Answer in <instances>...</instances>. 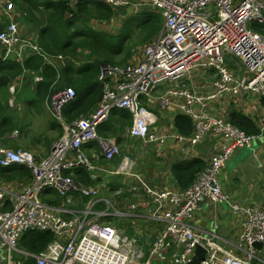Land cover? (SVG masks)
Instances as JSON below:
<instances>
[{
  "label": "built area",
  "instance_id": "obj_1",
  "mask_svg": "<svg viewBox=\"0 0 264 264\" xmlns=\"http://www.w3.org/2000/svg\"><path fill=\"white\" fill-rule=\"evenodd\" d=\"M73 4L79 0H66ZM116 9L127 0H102ZM159 11L163 27L155 40L144 47L139 60L122 65L103 64L97 81L102 86V97L97 107L71 123H65L63 106L75 97V91L65 88L49 98L51 112L63 127L62 135L54 140L49 154L37 161L32 153L21 149L0 147V165H25L31 172V183L19 192L0 189V264H189L196 246L206 250L199 264H253L264 260L257 256L264 251V196L259 206L246 210L237 251L226 250L216 239L218 232L196 227L191 223L193 213L203 203L228 205L233 211L240 206L232 204L223 189L219 174L234 151L250 147L259 135L247 134L232 124L227 112H208V103L220 101L224 107L243 103V95L264 99V35L252 24L264 25L262 0H145ZM0 17L8 21L0 31V60H22L29 55H42L38 33L22 31L16 19L23 15L13 1H0ZM238 58L242 73L226 66L225 56ZM58 58H61L58 56ZM215 71L218 78L211 83L205 95L191 92L186 80L194 70ZM35 77V81H40ZM10 86L9 90H14ZM158 93L162 106L174 105L194 125L187 138L192 145L199 144L212 134L221 140V152L212 157L208 168L201 171L184 190L163 189L154 191L146 181L130 171L115 170L111 174L133 176L144 188L145 200L130 203L124 209L119 203L100 197L99 185L76 183L71 171L87 166L88 160L81 147L97 142L106 159L119 152L115 141L101 137L97 129L106 122L114 109H125L132 118L127 133L132 138L150 144L163 142L168 133L154 130L151 112L141 104L142 98ZM228 95L236 96L235 103L225 101ZM156 96V97H157ZM11 101V100H10ZM238 101V102H237ZM225 103V104H224ZM240 103V104H239ZM264 130V106L261 107ZM177 140L184 139L175 134ZM96 179L97 175H91ZM50 189L63 198L68 206L51 205L44 201V192ZM75 193L87 197V205L78 210L72 204ZM121 191H117L118 195ZM10 196V206L6 202ZM102 203L103 208L97 209ZM166 205V206H165ZM151 206V207H150ZM155 208L154 211L151 209ZM149 212L155 226L151 233H127L111 221L129 219L134 212ZM152 225V226H153ZM125 227V226H124ZM48 231L54 239L44 250L34 253L19 246L27 231ZM263 243L255 249L253 243Z\"/></svg>",
  "mask_w": 264,
  "mask_h": 264
},
{
  "label": "crops",
  "instance_id": "obj_2",
  "mask_svg": "<svg viewBox=\"0 0 264 264\" xmlns=\"http://www.w3.org/2000/svg\"><path fill=\"white\" fill-rule=\"evenodd\" d=\"M10 1L15 2L17 0ZM127 1V4L116 8L115 17L111 21L104 23L105 28L109 27V29H112L114 24H116L118 26L119 33L120 29H122L121 16L130 14L133 17H138V22L133 24L134 26L140 25L143 16H146L148 20H155L158 28L154 33H152L153 28H149L148 31L150 32L145 38L148 42L155 40L163 27V18L159 11L152 5L151 6L154 10H149V5H142L141 1L146 3L145 0ZM262 1L264 2V0ZM1 2H4V0H1ZM23 5L24 7L27 6L25 3ZM16 8L19 10L21 9V7L18 6H16ZM22 17L16 19L18 25L21 27V30L36 32V28L33 24H25L22 22ZM2 19L4 18L0 17V20ZM112 35L116 34L114 33ZM146 45H144V47ZM134 46L129 47L132 52L130 61L139 60L144 50V47L140 49L138 47V51L134 54V50L132 51V47L134 49ZM141 49L143 50L141 51ZM234 59H230V65L228 66L230 70L236 73L237 68L235 65H239L240 61L235 60L236 62H239L236 63ZM241 68L242 66L240 64V69ZM209 72L211 75H214L215 73V71L212 70ZM242 74H244V71ZM157 95L158 93H154L151 98H142L141 104L147 107L152 114L151 118H154V124H152L151 127L157 132L162 133V126H165V131L169 134V136L167 135L163 142L146 144L140 139L130 137L127 133V129L129 127H125L123 131L119 130L116 134L106 138L108 140L110 139L115 141V143L119 146L118 154H115L112 159L105 158L99 144L95 141L82 146L80 149L83 155L87 158L88 165L79 166L70 172L76 183L82 185H99L103 183L105 185L104 187L99 186L100 197L111 200L113 204L119 203V205H122L124 209H128V205L130 203L140 202L141 200H145L147 198L144 188L137 180H135V177L133 176H126L125 174H111L108 173V171L113 173L122 166L119 171L127 169V171H130L131 175H137L138 177H141V179H144L148 187L152 190L158 191L166 188L182 190L177 184L175 177V165L179 162L187 160H200L204 162L203 170L208 168L212 157L221 152L220 138L210 134L199 144L192 145L187 140L189 136L179 134L174 126L176 119L182 115L179 108L174 105L162 106L160 98H158ZM251 98L252 100L245 103V105L243 102L241 104L239 103L240 105L233 104L221 109L223 104H218L217 108L218 112H227L226 118H228L230 111L234 110L241 112V114L254 123L260 132L259 136L253 140L251 146L247 147V151L240 153L244 157L240 159L239 166L233 165L229 180L226 178V173L228 172V168L226 166L222 171V177H219L221 185L225 192H227L230 196L232 204L240 206L241 209L239 211H233L230 206L223 203L219 206H214L207 202L201 204L199 208L194 211L193 218L191 220V223L196 227H201L207 230L216 228L218 232V238L216 241L226 250H233L234 252L237 251L236 248H238L237 246L240 244V233L242 224L246 219V210L251 207L259 206L264 196V130L261 131L260 128L262 125L261 107L263 105L262 100H257L254 96H251ZM41 104L44 106V109L49 113V115L54 117L51 112L49 99L46 100L45 103ZM24 105L25 113L29 116V119L19 118L21 117L20 113L19 116L14 114L13 116L15 118L13 119L18 122V126L16 127L17 129H14L10 133L7 132L3 137H0V147H9L31 152L33 157L37 161H40L49 154L55 138H59L62 135L59 134V130L61 128L63 133V127L58 122V124L52 123V126L49 127V129H46V131L45 129L41 130L38 128V122L34 126L36 119H38V121L43 119L42 116L39 118L38 112L33 109L34 104H30L28 101H25ZM245 110L251 111L249 114H245ZM254 112H256L255 115ZM64 122L67 123L65 118ZM103 124H105V122ZM48 133H50V137H48ZM175 134L182 136L184 139L177 140L174 137ZM20 137L22 140L17 141ZM209 143L210 147H208ZM238 154L239 151L234 157ZM260 157H262V159H260ZM241 169H243L242 172H240ZM95 174L97 175V178L94 180L90 176ZM27 179L24 176L19 178V175H13L10 173L9 176L4 173L0 174V189L9 193L19 192L22 187L28 186L31 183V178ZM86 182H89V184H86ZM118 190L121 191V193L117 195L116 192ZM48 195L49 198L54 197L53 193L45 194V197H48ZM87 201V197H81L78 193L72 195V204L75 208H78V210L84 209L87 205ZM6 202L9 207L11 203L10 196H6ZM59 202L60 203L53 205L63 206L61 199ZM103 207L102 203H99L96 206L97 209H101ZM151 210L154 211L155 208H152ZM134 213L136 215L129 218L126 224H124L128 229V232L132 233L134 230L139 234L151 233L155 226L147 216L149 212H145L144 210L142 212L135 211ZM111 222L113 224L123 226L120 223H116L115 220H112Z\"/></svg>",
  "mask_w": 264,
  "mask_h": 264
},
{
  "label": "trees",
  "instance_id": "obj_3",
  "mask_svg": "<svg viewBox=\"0 0 264 264\" xmlns=\"http://www.w3.org/2000/svg\"><path fill=\"white\" fill-rule=\"evenodd\" d=\"M14 3L21 7L22 22L33 24L36 28L39 45L52 61L47 62L38 54L29 55L20 61L0 60V137L18 126V122L13 119V111L10 110V86H15L14 93L20 92L23 101L30 104L45 103L54 93L71 87L75 91V97L62 109L66 122L71 123L97 107L102 97V86L97 81L100 66L129 62L132 52L127 48V43L135 32L134 29L144 32L147 27H152L154 33L158 28L155 20H148L143 16L140 25L133 26L129 31L120 29L118 35L96 30L90 23H107L115 17L116 9L101 0H79L75 4L66 0H17ZM7 24L6 19L0 20V31H3ZM252 26L255 31L264 35L263 24L253 23ZM142 41L147 39L143 38ZM35 77H40L41 80L35 81ZM227 119L247 134L260 133L254 123L239 111H230ZM131 122L132 118L125 109H114L105 124L98 127L97 132L101 137L108 138L129 127ZM174 126L179 134L190 136L194 131L192 120L185 115L179 116ZM59 134H62L61 128ZM175 169L177 184L184 190L203 171L204 162L182 161L175 165ZM3 173L8 176L9 173L19 175V178H31L30 169L20 164L8 167L0 165V174ZM45 193H53L54 197L44 195V201L51 205L60 203L57 193L50 189ZM53 239L54 234L51 232L30 230L21 236L19 246L38 253ZM25 264H34V260L29 259Z\"/></svg>",
  "mask_w": 264,
  "mask_h": 264
},
{
  "label": "rangeland",
  "instance_id": "obj_4",
  "mask_svg": "<svg viewBox=\"0 0 264 264\" xmlns=\"http://www.w3.org/2000/svg\"><path fill=\"white\" fill-rule=\"evenodd\" d=\"M141 4L142 5H144V4L149 5L148 6L149 10H154V8L150 4L145 3L144 1H141ZM134 12H136V11H134ZM136 22H138V17H133L130 14L121 16V26H122V30H124V31H129V29H131L134 26L133 24H135ZM104 23L105 22H102V24H97L95 21H93V24L90 23V26L92 28L96 29V30H99V31H103V32L106 31V32L112 33V34L115 33L116 35L119 34L118 33V26L116 24H114V26H113L112 29H109V27L105 28ZM149 28L150 27H147L144 32H140L139 30H135L133 28L135 32H133L132 37L128 41L127 48L136 45V46H134V49L132 47V51L134 50V54H135V52L138 51V47L140 49V48L144 47V45H146L148 43V40L147 41H142V39L145 38L147 36V34L150 32V31H148ZM142 50L143 49H141V51ZM234 58L235 57L233 55H231V54H227L225 56L226 66L228 68H229L228 65H230V59H234ZM235 60L238 61L237 58H235L234 61ZM236 63H239V62H236ZM235 67L237 68V71H236L235 74L236 75L241 74L242 73V68L240 69V64L239 65L236 64ZM196 69L197 70H194L193 71V73L191 74L190 78L186 80V87L191 92H193V93H196V94H199V95H205L209 91L210 86H211V83L218 78V75L216 74V72L214 73V75H211L209 71H203V70H201V67H197ZM8 92L10 93V98H9V102L10 103L9 104L11 106L10 107V110L13 111L12 114H15V115H18L19 116V113H20L21 117H19V118H22V119L26 118L28 120L29 119V116H27V114L25 113V105H24V101H23L22 94L20 92L14 93L15 92V88L12 91H10L8 89ZM19 93H20V95H19ZM241 98H243L242 100L244 102V105H245V103H247V102H249V101L252 100L251 97H248L246 95H243ZM240 99H236V96H233V95H228L226 98H224V100L225 101H228V103H235V100H238L239 101ZM219 102H216V103H212V102L211 103H208V112L209 113H216V112H218V109H217L218 108V104L221 105V103H219ZM17 108H18V110H17ZM33 109L38 112L39 118H40V116H42V118H43V119H40L39 121H38V119H36L35 122H34V126L38 122V128H40L41 130L42 129H45V131H46V129H49V127L52 126V123L58 124L57 119L54 118V117H52L51 115H49V113L44 109V106L42 104L34 103ZM243 109H244V106H243ZM250 111L251 110H245V114H249ZM255 113L256 112H254V115H255ZM42 122H44V123H42ZM29 123H31V122H29ZM25 125H26V123H25ZM22 127H23V125H22ZM46 134H47V132H46ZM48 137H50V133H48ZM56 139L57 138H55V140ZM21 140H22L21 137L17 139V141H21ZM208 147H210V143L208 144ZM238 151H239V154L236 157H234L235 154ZM246 151H247V147L237 148L234 151V154L232 155V157L227 161L226 167L228 168V172L226 173V178L228 180H229V178L231 176L233 165L239 166L240 165V162H239L240 159L242 157H244L240 153L241 152H246ZM260 159H262V157H260ZM223 170L224 169H222V171ZM222 171L220 172L219 177H222V173H223ZM242 171H243V169L240 170V172H242ZM70 197H72V195H70ZM60 199H61V201H62V203L64 205L68 206V204L64 202L65 197H63V198L61 197ZM114 220L116 221V223H120V224L123 225V226L118 225V227L124 228L126 230V232L129 233L128 232V229L126 227H124L125 226L124 224H126V222L128 221V219L115 218ZM257 256L264 260V251L263 252H258L257 253ZM153 264H163V263L153 262ZM253 264H263V263H261L260 261H255Z\"/></svg>",
  "mask_w": 264,
  "mask_h": 264
},
{
  "label": "water",
  "instance_id": "obj_5",
  "mask_svg": "<svg viewBox=\"0 0 264 264\" xmlns=\"http://www.w3.org/2000/svg\"><path fill=\"white\" fill-rule=\"evenodd\" d=\"M263 246V243L260 241H256L253 243V247L255 249H261ZM0 252H1V248H0ZM206 250L201 247V246H196L195 249V255L193 256L192 260L189 262V264H199L205 256Z\"/></svg>",
  "mask_w": 264,
  "mask_h": 264
},
{
  "label": "clouds",
  "instance_id": "obj_6",
  "mask_svg": "<svg viewBox=\"0 0 264 264\" xmlns=\"http://www.w3.org/2000/svg\"><path fill=\"white\" fill-rule=\"evenodd\" d=\"M145 107V106H144ZM147 108V107H146ZM128 112V111H127ZM111 114V113H110ZM110 117V116H109ZM109 119V118H108ZM260 134V133H259ZM141 140V139H140Z\"/></svg>",
  "mask_w": 264,
  "mask_h": 264
},
{
  "label": "bare ground",
  "instance_id": "obj_7",
  "mask_svg": "<svg viewBox=\"0 0 264 264\" xmlns=\"http://www.w3.org/2000/svg\"><path fill=\"white\" fill-rule=\"evenodd\" d=\"M28 58V57H27Z\"/></svg>",
  "mask_w": 264,
  "mask_h": 264
}]
</instances>
